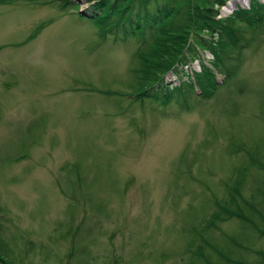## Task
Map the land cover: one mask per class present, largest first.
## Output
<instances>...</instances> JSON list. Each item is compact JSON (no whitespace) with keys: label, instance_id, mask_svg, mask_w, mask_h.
Instances as JSON below:
<instances>
[{"label":"rangeland","instance_id":"obj_1","mask_svg":"<svg viewBox=\"0 0 264 264\" xmlns=\"http://www.w3.org/2000/svg\"><path fill=\"white\" fill-rule=\"evenodd\" d=\"M96 2L0 0V256L261 264L249 252L264 251V237L249 224L230 220L220 232L207 220L243 179L242 196L264 216V20L255 19L264 0L218 9L257 24L239 25V50L198 49L168 71L163 84L182 85L169 101L136 99L138 42L101 39ZM203 71L215 87L197 83Z\"/></svg>","mask_w":264,"mask_h":264},{"label":"trees","instance_id":"obj_2","mask_svg":"<svg viewBox=\"0 0 264 264\" xmlns=\"http://www.w3.org/2000/svg\"><path fill=\"white\" fill-rule=\"evenodd\" d=\"M228 1L99 0L94 5L95 11L99 13L91 18L95 19L97 33L101 39L111 35L122 39L135 38L138 42L134 53L138 67L131 70L133 86L129 85L131 89L137 88L134 90L137 92L136 99L169 101L172 94L181 90L182 85L168 89L166 84H163L168 71L182 69L199 58L198 49L209 50L215 58L221 55V52L233 53L239 50L238 40L242 38L239 25L252 27L257 24L254 18L249 20L244 12H238L230 20L217 18L218 9ZM215 5L217 9H214ZM258 15L255 19L263 21L264 14L259 12ZM214 35L218 36L216 42L213 40ZM204 36H208V39ZM147 53L152 58L151 62ZM222 63L223 61H220V64ZM225 69L229 73L232 67ZM207 72L211 73L209 70ZM195 80L201 87L211 83L210 88L216 85L211 76L205 77V71L196 74ZM191 84L193 86V82H190L188 87ZM202 95L207 98L211 93L204 90ZM244 181L243 179L241 185L226 189L229 199H225L224 207H217L211 214L207 220L208 230L216 229L221 232L218 224L237 220L249 224L259 237H264V230L258 226L259 219L264 220L261 210L258 211L253 203L249 204L240 192ZM247 208L251 209V212ZM263 252L254 250L249 253L256 254L260 257L261 264H264ZM231 262L246 264L237 260ZM0 264L10 263L0 256Z\"/></svg>","mask_w":264,"mask_h":264}]
</instances>
